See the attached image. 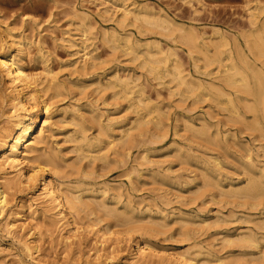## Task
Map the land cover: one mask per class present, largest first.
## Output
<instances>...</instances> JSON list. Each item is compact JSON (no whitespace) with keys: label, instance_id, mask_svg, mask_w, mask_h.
<instances>
[{"label":"rangeland","instance_id":"1","mask_svg":"<svg viewBox=\"0 0 264 264\" xmlns=\"http://www.w3.org/2000/svg\"><path fill=\"white\" fill-rule=\"evenodd\" d=\"M135 7L136 10L141 8V11L145 10L147 13L160 12L162 16L167 14L177 23L183 24L185 31H198L206 40L211 38L216 41L222 33L229 40L240 36L238 40L242 43V37L252 31L250 14L259 13L258 9L263 10L264 0H0V53L6 50L11 40L21 37L24 47L18 55L20 65L25 73L40 82L37 84L35 80L26 91L30 94L29 98L31 96L30 117L34 135L42 126L44 131L41 142L36 147L37 154L46 148L53 155L51 158L54 163L48 165L44 178L53 183L60 198L78 195V183L89 184L91 186L85 187L86 190H80V196L82 200L93 202L90 209L78 211L77 208L66 214L68 223L62 226L63 221L56 216V209L38 198L40 183L33 188L25 179L14 183L7 190L8 204L0 213V264H132L136 244L142 246L145 243L152 251L151 257H145V261L143 259L139 264H179L178 258L185 257L196 258L200 264H264V196L260 199H245L244 194L235 196L230 192L225 193L226 188L246 183L248 176L241 171V166L246 167L245 162H255L250 171L254 177L264 180V136L249 130L238 119L241 116L246 122H252V112H247L244 106L238 104L237 118L232 110H228V106L223 107L208 97L204 98L205 92L194 91L198 95L203 94L204 99L194 92L193 97L192 93L191 96L186 93L178 94L180 89L176 88V91L174 83L170 85L162 79L161 84L160 79L148 77L140 66L142 56L133 59L123 45L120 50L113 51L111 44L104 41L103 31L108 30V34L114 31L121 39L130 34L131 39L139 41L142 46L137 50L144 49L143 44L147 40L152 43L155 39L160 41L158 47L162 51L169 46L173 47L172 51L176 52L185 71L193 73L192 61L186 50L188 42L183 43L184 40L180 41L178 38L176 43L170 40L172 34L178 36L180 32L175 31L166 36L158 27L143 20L135 21L137 25L127 22L126 28V24L120 25V28L116 26L120 13L125 8ZM104 9L111 12V18H107L108 12L102 13ZM80 10L90 15L81 17ZM261 12L259 17L264 16ZM82 21L92 25L87 34L85 51L90 54L92 52L91 55L98 58L94 61L95 68L88 67V62L83 61L84 56L81 60L83 51L78 50V46L79 49L81 47L80 41L77 39L76 44L71 46L67 40L73 35L74 38L79 37L80 32L76 27ZM5 30L9 31L12 38ZM138 30L143 31L140 32L143 34L138 33ZM16 47L15 44L10 47L12 55L16 53ZM192 52L194 55L195 51ZM194 56L197 58V53ZM263 57L260 56L261 60L255 59L259 62L255 61L258 66H264ZM77 60H81L78 64L84 63L90 70H73L70 67L71 61ZM48 67L53 75L56 72L57 76L54 77L62 84V89L59 88L58 92L44 86L46 82L42 79ZM115 73L121 78L129 75L137 86H141V98L152 108L150 112L135 109L134 102L140 94L134 92L131 97L127 95L132 98L129 101L126 95L115 94L118 89L111 86L107 88L108 78ZM94 78L98 80L91 82ZM7 82L0 75L2 94H5ZM40 85L43 86L42 89ZM35 90L37 92H33ZM243 98L249 100L245 103L254 105L252 97ZM40 101L50 102L49 117H45ZM263 107L264 105L258 107L260 112L257 114L264 118ZM7 111L8 109L0 106V127L5 124L1 113ZM137 118L141 119L139 123ZM233 120L237 122L234 123ZM97 122L101 125L98 126ZM215 123L219 128L218 133L215 132ZM189 124L199 128V136H194L199 134L197 130L194 131L197 134H191L193 131ZM120 128L128 129L124 132L125 135H120ZM75 130L76 133L82 130L86 137H90L89 149L93 154L102 147L103 155L93 159H79L78 152L73 149L74 142L70 139V136L76 134ZM203 132L204 137L201 134ZM108 133L116 136V141L112 144H108ZM2 154L0 153V160ZM35 154L36 152L30 155L32 162L23 164L24 175L30 173V167L46 162L47 158L36 159ZM206 164L219 169L220 174L217 172L216 180L223 191L207 184L209 177L207 179L204 175ZM13 174L10 171L7 177L14 179ZM221 174L223 178H218ZM86 177L88 178L85 179ZM39 181L41 179L38 178ZM101 202L103 206L106 205L104 208L100 205ZM110 208L120 213L130 212L133 218L121 220L119 216L109 213ZM74 227L77 228V233ZM72 233L75 235L67 239ZM241 234L256 236L260 241L253 247L244 248L236 241ZM102 237L106 240L101 243ZM24 241L36 249L31 257L23 250Z\"/></svg>","mask_w":264,"mask_h":264},{"label":"bare ground","instance_id":"2","mask_svg":"<svg viewBox=\"0 0 264 264\" xmlns=\"http://www.w3.org/2000/svg\"><path fill=\"white\" fill-rule=\"evenodd\" d=\"M140 9L141 8H139V10H136V7L134 9H128V8L126 9L125 8L120 13V18L119 19L117 18V20H116L117 21L116 22L117 25L116 26H118V28H120L119 27L120 25H124L127 22L135 23V21L143 20V21L149 23L150 25H152L153 27H158L157 29L162 30L161 31L162 34L164 32L166 36H167L168 33L169 34H172L175 31L176 32H180L178 36H174L172 34L171 37H170L171 39L170 38L169 39L173 43H176L177 38L180 39V41H181V39H182V41L184 40L183 43L185 41L188 42V43L187 42L186 43H187V45L189 44L188 45L189 46V49H188V46L187 47L185 46V47L187 48L186 49L187 50V54H188L187 56L192 61L191 64H192V67L194 68L193 73L190 72V71H185L186 69L183 68L182 62L175 55L176 52H173L172 51L173 50V47L169 46L165 51H162V49H160L158 47L159 46L158 45V42H160V41L157 42L155 39H154V41L152 43H149L148 40L147 41L145 40L147 43H144V44L142 43L143 46H144V49L137 50V48L139 46H141L139 44L140 42L139 41H134V39H131L132 36L130 34L124 35L123 38L121 39V37H120L119 34L115 33L114 31H112V33L110 32V34H108V32H107L108 30H107L105 32L104 31L102 32L103 33L102 35L104 36V41L106 42V44L107 43L108 44L110 43L113 51L116 50V49L121 48L122 45L123 46H126V48L124 47L125 49L124 48L123 49L125 51L128 50L130 52V54H132L133 59H137L138 57H141L142 56L141 57L142 60L140 62V66H142L144 68V70L147 73L148 77L150 76V77H153V78L158 79V80L160 79L159 80L160 81L159 83H161V84H163V82L161 81L162 79H163V81L166 80L165 83L168 82V83H170V85L172 83H174V85L172 84L173 87H174V89L176 91H177L176 88H179L180 89V92H177L178 94L181 93V95H185L183 93H186V95L189 94L188 96H191L192 95L191 97H193V93L192 92H194V91L196 92V90L202 91L201 93H204L205 92L204 98H207L208 97L210 100H213V102L214 101L217 102V105L218 104H220V105L222 104L223 107L224 106H228L229 107L228 110H232L234 112V115H236V114L239 113L238 112V104L244 106L245 109H247V112L248 111H250V113L252 112L251 115L254 116V120L252 119L251 120L252 122H250V121L249 122H246L245 121V118H243L241 116H238L239 117L238 118L237 115H236L235 117H237L240 120V122L242 123V125L245 124L246 127L249 128V130H251V131L254 130L255 132L257 131L256 133H261L264 136V118L263 117H260L257 114V112H260V111H258V107L260 105L261 106L264 105V69H263L264 66L262 64H261V66H260V64L258 66L257 63H259V62L255 60L257 58H259L261 60L260 56H264V16L259 17V16H261V15H259V13L261 11L264 13V9L263 10L258 9V10H260L259 13H256V14L251 13L250 14V18H251L250 25L252 26V31L248 35L245 32L246 35H244L242 37L243 38L242 40L244 42V43L243 42L242 43L244 45H242V43H240L239 40H238V38L240 36L237 35L238 38L237 37H231V40H229V38L225 37V35H223L222 33L219 35V38L218 39L215 38L216 41H213L211 38L207 39L208 40L207 41L206 39L203 38V35L197 33L198 31L196 33L193 30H189V29H188V31H185V28H184L183 24L177 23L173 18L169 17L167 14L166 15L164 14L162 16V13L160 14V12H158L159 14H157L155 12H148L147 13V12H145V10L144 11H141ZM78 12L76 13L77 15H78ZM100 12H101V10H100ZM107 12H108L107 9L102 10V13H104V14L107 13ZM262 12H261V14H262ZM108 13L109 14H108L107 18H111L112 17L111 16V12H108ZM79 14H81V17L84 16V18H85V16L88 15L89 13L86 14V12H85V14H84L83 11L81 12V10H80V13ZM78 18L80 19V17H78ZM83 21H82L81 24L79 23V25L77 23L76 29L80 32L79 33V37L78 38H74V35H73V37L72 36L71 37H68L67 40L71 44V46H74L76 44L75 41L77 39L80 41V44H81L80 46L81 47L79 49V46H78V50L83 51V52L80 51L82 53V55H80L81 56V60H82V57L84 56L83 61L85 63L88 62L87 63L89 65L88 67L89 68H92L95 65L94 61L96 59H98V58H96L94 55H91L92 52L90 54L89 52L85 51L86 50V47H87L86 46V42L88 40L87 34L90 33L89 31H90V29H91L90 27H92V25H90L89 23H83ZM145 22H144V24H145ZM138 24H139V22H138ZM144 24H142V25H144ZM127 26H128V24H126L125 28ZM145 27H147V25ZM144 29H146V28H144ZM191 29H192V27H191ZM122 30H124V29H122ZM139 30H141V29H139ZM139 30H138V33L143 32V31H140L139 32ZM194 30H196V29H194ZM5 31H6V34L12 38V36L9 33V31H7V30H5ZM216 31H219V30L217 29ZM140 34H143V33H140ZM21 39L22 38L20 37L18 40L16 39L17 41L16 40H11V44L8 45V47L6 46L7 47L6 50H4L2 53H0V75L3 76L4 78H6L7 81H8L7 84H6L7 87H5L6 90L4 89L5 90V94H2L1 89H0V106L2 108L8 109L7 112H2L1 113V117H3L5 124L0 127V153H3L1 155V160H0V179L3 180V181H0V213L4 210V208L8 204V193H7V190L12 185H14V183H16V182H19L20 183L22 181L21 179H25V181L28 182L29 185H32V188L36 184H39L40 183V192L37 195L38 198L41 199L44 204L45 203L46 204H50L53 208L56 209L55 214H56V216L60 217L59 220L60 221H63L61 225L64 226V225H67V223H68L67 222V216H66V214L68 215V213H71L75 209L77 210V208H78V211H80V210L81 211H84L85 209L87 210V208L88 209L91 208L92 203H93V202H91L92 200L91 201L82 200L81 199V196H80V193H81L80 190L81 189H85V187L88 188L91 185L85 184V183H78V187H77L78 188V193L80 192L78 195L73 194L71 196H65V197H61L60 198V194H58V191L56 190L57 188L55 189V187L52 185L53 183H51L49 180H46L44 178V176H45V174L47 173V170H48L47 167H49L48 165L54 163L52 161V158H51V156L53 157V155H52V152L51 151H50L51 154H50V152H48L49 151L48 149H47V151L45 150L46 149L45 146H44L45 149L43 148L44 151L41 150L37 154L38 148H36V147H37V144L39 142H41L40 139H41L42 134H43L44 131H43V126H42L38 130L37 134L34 135L33 125H32V121H31V117H30V114H31L30 112L31 111H30V100L29 99H31V96L29 98V95L30 94H28L26 90L28 89V87L31 84H33L35 82L36 79L33 78L32 76H29L27 73H25L24 70H23V68H22V66L20 65L19 56L18 55L20 53H22V50H23V47H24L23 46L24 40H21ZM135 39L137 40V38H135ZM0 40H1V38H0ZM122 41H123V43H120ZM207 42H210L211 43V44L208 43L209 45H211V47H209V45L207 44ZM12 44H15L17 46L16 49H15V52L16 53L13 54V55H12V53L10 51V47H12ZM0 49H1V46H0ZM174 51H176V50L174 49ZM192 51H195L194 52V55H195V53H197V55H198L197 58H195V56L193 55V52ZM76 53L78 54V52H76ZM88 54H90L89 57H87ZM251 57L253 59H251ZM81 60H77V61H74V62L71 61V64L69 63L70 64V67L73 70H75V71L80 70V71H83L84 72V70H86V68H87L86 67L87 65L85 66L84 63L83 64H78ZM97 64H98V62H97ZM89 70L90 69H88V71ZM46 71L47 72H46L45 76L43 75L44 78L43 79L40 78L42 80L45 79V82L46 83H44V84H46V85H44V84L43 85L45 87H47V89L49 88L52 91L53 90L57 91L59 88L62 87V84L58 81V79L56 81V77H54V76H57V75H55L56 72L53 75L52 72H51V70L49 69V67H48V70H46ZM128 76H126L125 78H121L122 76L120 77L118 73H117V75L115 73V74H113V76H111L110 78H108V81H109V84L110 85L107 84L108 86L107 85H105V86H107V88L110 87V86L112 88H116L115 90L118 89L115 92V94L116 93H120L118 95H121V96H125L126 95L125 97H127V98H128V96L129 97L133 96L134 92L140 94L137 97V99L135 100L136 102H134L135 103V109L138 110V111L139 110L141 111V109H145L146 110V113L150 112L152 110V108H149L148 107L149 105L146 104L147 102H145V100H143L141 98V94H142V88H141V86L140 87L137 86V84L134 82L135 80L132 81V79H130V77H128ZM139 76H138V78H139ZM202 76H203V78H202ZM96 79L97 78L92 79L91 82H94ZM137 82H139V81H137ZM36 83L39 84L40 82L38 83L37 80H36ZM34 85H32V86H34ZM100 86H101V84H100ZM226 86H228L229 88L226 87ZM41 87H43V86L40 85V88ZM135 87L137 88V90H135ZM103 88H104V85H102V89ZM226 88L229 89V90H227ZM169 90H172V89L170 88ZM97 91H99V90H97ZM33 92H37V90H35ZM171 93H172V91H171ZM201 93H199L200 95H198L197 93H195V94L198 95V96H200V98H201L203 96V94L201 95ZM36 94L38 95V93H36ZM196 95H194V96H196ZM239 95H243V97H248V98L249 97H252V100L254 101V105H252L250 103H245L246 100H244V98L242 96H239ZM204 98L202 97V99H204ZM128 99H129V101L132 100V98L131 99L128 98ZM44 101L43 102L40 101L41 102L40 104H41L42 111H43L45 117H47L48 114H49V110L51 108L50 107L51 104H49L50 102H47L48 103L47 104ZM207 101H208V99H207ZM248 101L249 100H247L246 102H248ZM242 102L245 103V104L243 105ZM31 109H32V107H31ZM241 109H243V108H241ZM260 109H262V108H260ZM263 110H264V107H263L262 111ZM154 111H156V110H154ZM158 112H159V110H158ZM245 113H246V111H245ZM228 114H230V113H228ZM140 115L142 116V114H140ZM157 119H159V118H157ZM139 120L141 121V119H138V123H139ZM143 120H142V122H143ZM233 121H234V123L237 122V121L235 122V120H233ZM105 122H106V120H105ZM98 124H99L98 126L101 125L100 123H98ZM102 125H105V124H102ZM107 125L108 126H111L110 123H108ZM148 125H151V124H148ZM189 125L191 126L190 127V130L192 129L191 131H193V132L196 131L197 129H199V128H197V129L194 128V126H192V124H189ZM215 125H216L215 127H217V124L216 123H215ZM235 125H237V124H234V126ZM239 125H237V126H239ZM140 126H141V124H140ZM246 127H243V129H245ZM104 129H105V126H104ZM146 129H147V127H146ZM216 129H217V131H215V132L218 133V129L219 128L217 127ZM119 130H118V132H120V135H122V134L125 135V133L128 131L127 128H125V129L124 128H122V129L120 128ZM201 131H203V130H201ZM111 132H113V131L111 130ZM116 132L117 131H115V133ZM193 132H191V134H197L196 132H198V130L196 132H194V133ZM74 133H76V130H75ZM141 133H143V132H141ZM198 133L199 134L194 135V136H199L200 135V132H198ZM204 133L205 132L201 133L202 136L204 135ZM223 133L224 132H222V134ZM103 135H104V133H103ZM86 136L83 134V131L82 130L81 131H78V133H76L74 136H70V137H72L70 139L74 142V144H73L74 145V147H73L74 151H76V153L78 152L79 159H81V158L93 159V158L99 157V155L102 153V149L103 148L102 147L99 148L93 154L91 152L92 150L89 149L91 147V144H90V141H89V138L90 137L88 136L89 137L88 138ZM226 136H227V134H226ZM108 137H109L108 144H112V143H114L116 141V138H115L116 136H114V134L108 133ZM206 137H208V136H206ZM119 138L117 140H119ZM121 138H123V137H121ZM125 139H127V138H125ZM205 139H207V138H205ZM212 139H213V137H211L210 140H212ZM99 140H101V139H99ZM214 140H216V139H214ZM216 143H218V142H216ZM219 144H221V143H219ZM150 145H152V144H150ZM41 146H42V144H41ZM94 147H95V145H94ZM35 152H36V154H35L36 156L35 155L34 156H35L36 159H38L39 157L41 159V157H42V158H47V160H46V162L42 163V165L38 164V165H35L36 167L33 166L34 168L33 167L32 168L30 167L29 168L30 173H28L27 175H24L23 174V169H24L25 166H23V164L28 163L30 161V157H31L30 155L32 153H35ZM101 155H103V154H101ZM143 156H144V154H143ZM146 157H147V155H146ZM144 158H145V156H144ZM249 158H247L246 161H248ZM146 161H147V159H146ZM212 161H215V160H212ZM30 162H32V161H30ZM248 162L250 164L245 162L246 167L245 166L243 167V166L240 165L241 166V169H242L241 171H243L244 173H246L247 176H248V179L246 180V183H243L241 186H236L235 188H231V187H229L228 189L226 188L225 193L226 192L227 193L230 192L232 194H235V196L237 194H244L245 195V199L246 198H249V199H260V198H262L264 196V180H261L259 177H256V176L254 177V175L250 171V168H253L254 167V165H252V164L255 163V162H253V163H252V161L251 162L248 161ZM139 164H140V162H139ZM206 165H207V168H205L206 170L204 172V175L207 177V179L209 177V179H208L209 181H207V184L209 186H216L217 188H219V189H216V190L219 191L222 186H220L218 180H216V176L218 175V173L220 174V171H219V169L217 170L215 168V166L214 167H211L208 164H206ZM8 169L11 172L14 173L13 174L15 176L14 179H13V177H11V178L7 177L10 174V171H8ZM129 170H131V169H129ZM79 172H81V171L79 170ZM134 173H135V170H134ZM246 174H244V175H246ZM85 176H86V174H85ZM262 176H264V175H262ZM219 177H222L223 178L222 174H221V176H218V178ZM38 178L41 179V182L40 181L38 182ZM87 178L88 177H86L85 179H87ZM75 185H77V184H75ZM115 191H116V189H115ZM220 191H223V190H220ZM89 192L91 193V191H89ZM118 194L120 195V193H118ZM262 200H264V199H262ZM245 201H247V200H245ZM102 203L103 202H101L100 205H102ZM130 204H131V202H130ZM261 204H263V203H261ZM97 206H99V205H97ZM105 206H103V208ZM130 209H131L130 212H132V210H133L132 207ZM108 211L112 215L119 216L120 219L123 218V220L126 219V218H130V219H131V217L133 218V216H131L130 212L127 213V212L122 211V213H120V212H117L116 210H111V208ZM128 211H129V209H128ZM126 222H128V221H126ZM130 222H131V220H130ZM119 223H121V222H119ZM74 231H75V233H77V228L76 227H74ZM146 231H147V229H146ZM75 233L74 234L72 233L73 235L67 236V239H69L70 237L74 236ZM105 240L106 239H103V237H102L101 243L103 241H105ZM236 241H239L240 245L241 246H244V248H246V247H253V246H255L257 244V242L260 241V240H258V238L256 236H253V235H249V234L248 235H246V234H243L242 235L241 234L240 237H239V240H236ZM232 242H234V241H232ZM136 245H137L136 252H135V255H134L133 260H131L132 261L131 262L132 264H139L140 261H142L143 259L145 261V257H148V256L151 257V253H152L150 247L148 245H146V243L144 245H142V246H141V244H136ZM241 246H240V248H241ZM22 247H23V250L25 251V253L29 257L32 256L33 250L36 251V249L34 247H30L27 244L26 241H24L22 243ZM195 247H197V246H195ZM196 249H198V247ZM261 253H259V254H261ZM219 261H222V260H219ZM178 263L179 264H200V262L196 258H193V257H185V258H181V259L178 258ZM142 264H144V263H142Z\"/></svg>","mask_w":264,"mask_h":264}]
</instances>
